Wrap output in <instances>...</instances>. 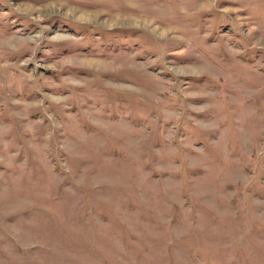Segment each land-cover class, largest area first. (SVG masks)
I'll return each mask as SVG.
<instances>
[{"label":"rangeland","instance_id":"obj_1","mask_svg":"<svg viewBox=\"0 0 264 264\" xmlns=\"http://www.w3.org/2000/svg\"><path fill=\"white\" fill-rule=\"evenodd\" d=\"M0 264H264V0H0Z\"/></svg>","mask_w":264,"mask_h":264},{"label":"bare ground","instance_id":"obj_2","mask_svg":"<svg viewBox=\"0 0 264 264\" xmlns=\"http://www.w3.org/2000/svg\"><path fill=\"white\" fill-rule=\"evenodd\" d=\"M74 12L77 13V11H75V10L71 11V13H74ZM95 16H97V15H95L91 12H81L80 13V17L83 19H91L92 17H95Z\"/></svg>","mask_w":264,"mask_h":264}]
</instances>
